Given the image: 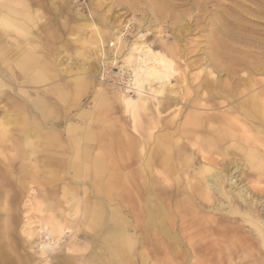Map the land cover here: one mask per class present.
I'll use <instances>...</instances> for the list:
<instances>
[{
  "label": "rangeland",
  "instance_id": "rangeland-1",
  "mask_svg": "<svg viewBox=\"0 0 264 264\" xmlns=\"http://www.w3.org/2000/svg\"><path fill=\"white\" fill-rule=\"evenodd\" d=\"M27 1L0 0V33L5 37L1 48L4 47L3 50L7 51L6 56H0V122L10 119L6 123V133L0 124V157H20L23 170L16 172V175H21L24 183L33 182L34 173L37 175L41 170L44 171L50 161L54 160L59 165L62 160L59 156L66 154L65 150L61 151L64 145L57 140L56 134L59 128L63 129L67 123L74 121L73 114L69 115L67 107L77 99L73 92L77 86L75 77L83 78L80 85L83 96H79L77 103L81 106L73 111L74 115L82 108L86 111L95 110L101 98L107 96L105 103L116 107L109 116L121 114L123 122L133 126L134 118L126 104L127 99H137L141 95L136 92L132 79L130 84H125L127 79L122 78L121 65L128 51L141 37H145L155 49L162 50L173 58L176 68L178 67L182 74L162 89L154 86L159 90V94L150 95V111L137 122L142 125L141 137L144 136V139L152 132L150 127L148 130L144 128L151 126L152 122L157 121L154 132L162 133L168 130L167 122H180L184 119L188 112V106L185 104L188 90L193 94L202 93L204 97L208 96L210 83L203 82L206 76L222 79V88L226 87L230 91L238 89V92L241 91L238 97L264 91V0H39L42 7H38L35 0ZM18 3L24 5L20 7ZM9 5L17 6L19 11L24 10L26 20L36 21L28 24V38L12 29L13 32L9 35L3 31L1 22L5 20L4 13ZM96 29L105 33V39L99 42L100 46L95 41ZM231 31H234L233 35ZM81 50L96 59L86 61L78 58L77 53ZM83 62L87 67L85 76L77 71L65 74L61 72L68 67L75 70L79 65L80 68ZM124 69L131 71L129 68ZM39 70L54 76L47 79L37 78L36 72ZM105 71L109 73V82L102 80ZM248 75L250 79L246 80ZM58 81L62 83V89L56 86ZM221 101L223 102L219 106L220 110H225L236 104L238 99ZM235 114L238 115V111ZM33 128L39 133L36 145L24 146L27 133ZM131 132L132 140H135L134 134L138 132L134 128H131ZM18 140H21L24 152L20 149L10 150ZM19 152L21 155H18ZM58 168L60 169L59 166ZM58 175L57 194L62 196L65 192L62 184L78 188L79 181L74 179L75 173L68 176ZM91 177L89 183L95 180ZM262 183L264 184V181ZM32 184L34 185V182ZM33 187L26 189L20 205L8 212L13 215L14 218H11L16 224L15 238L24 252L33 259L32 264H43L45 260H49L50 264H63L62 260L69 255L68 247L87 245L90 248V237L83 233L81 214L74 220L67 221L64 218L68 210L65 204L53 213L60 219L64 218L70 230L58 235L56 244L53 245L55 236H47L45 230L35 237H30L24 232L29 218L37 230L47 213L51 212L49 207L44 205L41 211L26 213V202L31 196L38 195L44 202L42 198L45 196V190ZM95 192L93 189L86 194L80 191L77 198L83 199L85 195L90 194V200L98 202L97 195L104 190L97 189ZM113 207L106 206L107 211H112ZM3 208L0 205V213ZM152 211L156 215L152 217V223L166 222V219H169L167 211L164 212L161 207H152ZM252 234L256 235L257 232L252 231ZM111 244L108 249L118 252L119 242L116 240ZM167 255L169 256L167 253L157 252L156 249L152 250L151 264H161L160 258ZM67 259L79 262L74 257ZM106 264H115V261L107 258Z\"/></svg>",
  "mask_w": 264,
  "mask_h": 264
},
{
  "label": "bare ground",
  "instance_id": "bare-ground-1",
  "mask_svg": "<svg viewBox=\"0 0 264 264\" xmlns=\"http://www.w3.org/2000/svg\"><path fill=\"white\" fill-rule=\"evenodd\" d=\"M35 1L38 7L43 6L39 0ZM19 5L22 7L24 4ZM25 18L24 10L19 11L15 5L7 7L5 20L1 22L3 31L9 35L14 30L28 38V24L36 21ZM49 34L54 36L53 33ZM3 40L5 37L0 33L1 57L7 54L4 47L1 48ZM166 54L141 37L123 59L122 78L127 79L126 85L132 79L136 92L141 95L137 99L128 98L126 103L134 118L131 128L138 134H134L135 140L119 142L114 151H106V159L96 157L94 166H115L113 174L118 179L116 184L121 211L125 213L129 210L133 218H127L122 212L116 219V231L107 232L112 240H119L121 254L110 252L107 255L108 252L100 249L91 255L99 263L110 258L117 260L118 264H151L150 252L156 249L157 252L169 254L161 257V264H264V91L238 97L241 95L238 89L234 92L222 88V79L206 76L203 82L210 83L208 96L193 94L188 90L185 102L188 112L184 119L167 122L168 130L162 133L154 132L157 127V121H154L151 126L144 128L148 130L150 127L152 131L144 139V136L141 137L142 125L137 122L150 111L148 98L150 95L158 96V89L182 76L175 60ZM108 74L105 71L102 80L106 81ZM249 79L248 75L246 80ZM232 98L238 99L236 104L230 109L220 110L221 100L229 101ZM8 121L10 119L0 122L5 133ZM38 137V131L33 128L27 133L23 145L34 147ZM20 142H14L10 150L20 149L24 152ZM19 158L17 155L0 157V202L6 210L16 209L24 193L22 176L16 175V172L23 170V162ZM51 170L46 174L49 185H53L58 176ZM64 193L71 202L64 218L67 221L74 220L79 213L86 216L85 204L82 205L80 200L71 201L74 192ZM26 204L27 214L41 211L42 204L36 196H31ZM154 206L167 211L169 219L166 222L152 223ZM64 218L59 219L53 213H47L37 230L29 218L24 231L28 236L35 237L45 230L47 236H55L54 245L58 242V235L70 230ZM10 221H7V227H10ZM252 231L257 234H252ZM79 249L77 245L68 247L74 252Z\"/></svg>",
  "mask_w": 264,
  "mask_h": 264
},
{
  "label": "crops",
  "instance_id": "crops-1",
  "mask_svg": "<svg viewBox=\"0 0 264 264\" xmlns=\"http://www.w3.org/2000/svg\"><path fill=\"white\" fill-rule=\"evenodd\" d=\"M9 7H11V5H9L8 8ZM96 31H97V29H96ZM97 32H96L97 38L95 39V41L98 42V46H100L99 42L100 41L102 42L105 39V37H104L105 33L101 32L100 29ZM77 55H78V58H81L82 60L84 59L86 61H89L92 58L91 56H88L87 53L84 52V50L79 51V53H77ZM82 64L85 65V62H83ZM82 64L80 65V68L78 65L75 68V70H72L71 68L68 67V68H65V70L62 69L64 71L61 70V72H64V74H65V72L72 73L74 71H77V72H79V74H82L83 76H85L86 75V73H85L86 65L84 66L85 67L84 68ZM50 76H54V75L51 74ZM50 76H49V74L42 72V70H39L38 72H36L37 78L47 79ZM74 81L77 83V86L75 87L73 92H74L75 99L76 98L77 99L75 102H73V101L71 102L72 104L69 106V108L67 107V112H70L69 115H71V114L74 115L73 111L74 110L76 111V109L80 108L81 104L77 103V101L79 100V96L80 97L83 96V89L82 90L80 89V85L83 82V78L82 77L81 78L75 77ZM56 86L60 89L63 88L62 83H60L59 81L56 84ZM107 98H108L107 96L102 97L101 102L98 104V107L93 111H91V110L86 111L84 108H82L81 110H79L77 112L76 115H74V116L72 115V117L74 118L73 123L69 122L65 125V128H63V129L59 128V131L57 132L58 134H56V137L58 138L57 140L60 141L62 143V145H64L61 147V149H62L61 151L62 152H63V150L66 151V154L60 155L59 157L64 161L60 160V164L58 165L56 161L52 160V161H50L51 162L50 165L45 166L44 171L41 170V172H38L37 175H36V173H34L35 174L34 180H33L34 185L32 184L33 183L32 181L24 183L25 180L23 181V179H22L21 184H24V186H25L22 199L24 198L26 189H29L32 186H34L38 190L44 189L45 190V196L42 199L44 200L45 203L38 198L39 196H37V195H34V196H36V198L41 201V204H42L41 210L45 205V206L49 207V211H51V213H53V211H55V210L59 211L61 205L63 206L65 204V205H67V207H69L70 203H71V202H69L68 199H66L65 193H63V195L61 196V195L57 194V192H56V190H57L56 187L58 186V181H57L58 177H59L58 174H65L68 176V175H72L73 173H76V176H74V179L76 181H79L80 185L78 186V188L77 187L71 188L69 184H63L62 188L65 189V192H69V191L74 192V193H72V194H74V197L73 198L71 197L72 202H74V201L76 202L77 200H80L82 205L85 204L84 208L87 209L86 210V216L85 215L83 216L82 213H79V215L81 214L80 215L81 216V222H82V226L84 229L83 233L85 236H88V238L90 237L88 244H91V245H89L91 247L89 248L87 245H85V246L77 245L79 248H81V249H79V251L74 252L72 250H68V253H69L68 257L71 256V258H72V257H74V254H75V258L79 262H75V261L72 262L69 259H67L68 257H66L64 260H62L63 264H79V263L80 264H106L107 258H106V261H104L103 263H99L91 255L92 253H95L100 249L108 252L107 255L110 252H112L114 254L115 253L121 254L120 251L116 252L117 250L112 251V250L108 249V246H110V244L112 242H116V240L119 242V240L116 238L112 240L107 235L108 230H111V231L115 230L116 231L117 225H118L117 220H118L119 214H121L123 212V211H121L122 209H121V206L119 203L120 199L118 197V188H117V184H116L118 179H116L115 175L113 174L116 171V168L114 165H111L109 168H106L105 164H103L100 168H97V166H94V165H95L96 157H98L100 159L103 158V160L106 159L105 158L106 155H104V153L110 149H112L114 151V148L116 146H118L119 142L129 143L130 141H133L132 140L133 134L131 132L132 124L128 123V122H123L121 114H119V116H111V115L109 116L111 111H113L116 107H114L112 104L111 105L106 104L105 100ZM112 113H113V115H116L115 112H112ZM64 124H65V122H64ZM92 128H94V129H92ZM59 133H60V136H59ZM90 133H91V135L89 136ZM60 137H62V138H60ZM85 142H88V143H85ZM69 151H70V153H69ZM78 157L80 158V160ZM58 166L60 167V169L58 168ZM50 169H52L51 171L53 173H55V176L58 175L56 177L55 183L53 185H49L47 182V179H46V174L49 172ZM56 171L58 174H56ZM67 176H65V178H67ZM91 176H93V178L95 179L93 181V183H89L90 179L92 178ZM40 179H42V180H40ZM88 180H89V182H88ZM63 183H65V182H63ZM98 184H102V185H98ZM96 185H98V186L96 187ZM27 187H29V188H27ZM91 188L93 189L94 192L97 189L104 190V192L97 195L99 197L98 202H94V201L90 200V197H89L90 194H88V196L85 195L83 197V199L77 198L80 191L81 192L83 191V194L90 193L92 190ZM52 192H54V193H52ZM72 194L69 196H72ZM58 195L61 197H59ZM51 197H52V199H51ZM22 199H21V201H22ZM21 201H20V203H21ZM20 203L17 205V207L20 205ZM116 203L119 204L118 207L116 206V205H118ZM0 205H2L4 207V204L1 202H0ZM106 206H114V207L112 208V211H107ZM156 207L159 208L160 206H156ZM10 211L11 210H6L3 208L2 213L0 214V264H32L33 259L28 255L27 252H24V249L20 246L21 245L20 242L15 238L16 237L15 236L16 224H14L15 222L12 221L13 219L11 217H13V215L8 213ZM126 211L127 212H125V213L123 212V213L126 215L127 218L129 217L130 219H132L133 218L132 214H130V212H128L129 210H126ZM153 215H154L153 217L156 216L155 213ZM9 220H11L10 225H9L10 227H7L6 223ZM107 223H108V225H106ZM106 229H107V231H106ZM8 231H10V232L7 233ZM96 233L97 234L101 233V235H96ZM100 239H102V240H100ZM94 243H97V244H94ZM10 244H11V246H10ZM119 245H120V243H119ZM73 246H75V245H73ZM120 247H121V245L119 246V248ZM160 260H161V258H160ZM116 262L118 264L117 260H115V263ZM43 264H50V261L45 260Z\"/></svg>",
  "mask_w": 264,
  "mask_h": 264
}]
</instances>
